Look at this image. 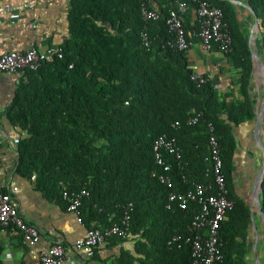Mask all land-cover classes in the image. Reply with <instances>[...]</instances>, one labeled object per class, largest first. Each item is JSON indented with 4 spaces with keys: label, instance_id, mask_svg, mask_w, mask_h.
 Wrapping results in <instances>:
<instances>
[{
    "label": "trees",
    "instance_id": "16d2710c",
    "mask_svg": "<svg viewBox=\"0 0 264 264\" xmlns=\"http://www.w3.org/2000/svg\"><path fill=\"white\" fill-rule=\"evenodd\" d=\"M176 1L70 0L68 36L56 46L61 57L55 54L36 69L16 72L20 75L5 110L11 125L24 132L18 134L16 169L33 177L46 198L63 201L65 207L63 191L86 189L79 217L88 229H106L126 210L129 232L137 236V249L145 257L177 251L190 264L188 246L169 249L166 242L176 233H189L198 207L196 202L186 209L168 205L169 189L158 180L162 166L155 162L153 146L161 135L176 139L179 158L162 150L175 190L213 181L211 123L227 197L234 203L219 229L221 264H246L249 209L232 189V125L255 115L248 32L228 0H180L188 4L182 16L187 36L198 39V22L191 17L206 2L223 11L232 39L231 49L223 53L236 71L231 88L219 93L210 79L198 85L191 79L187 50L174 47L166 25ZM245 3L251 20L258 21L264 63V0ZM143 8L158 17L145 18ZM194 116L197 122L189 123ZM260 203L264 211V177ZM132 262L130 256L121 259Z\"/></svg>",
    "mask_w": 264,
    "mask_h": 264
},
{
    "label": "crops",
    "instance_id": "0c3cea01",
    "mask_svg": "<svg viewBox=\"0 0 264 264\" xmlns=\"http://www.w3.org/2000/svg\"><path fill=\"white\" fill-rule=\"evenodd\" d=\"M4 3H9L11 11L19 15L13 21L7 13H0V53L25 51L31 47H56L67 38L70 0H0V5ZM231 3L235 5L240 21L246 25L251 18L249 8L244 6L247 5L245 0H234ZM191 20H196L194 12ZM252 21L254 23L255 18ZM256 25L259 29L258 21ZM259 32L254 35L253 31L252 44L257 45L254 49L261 58L263 50L258 47L261 45ZM185 53L194 73L208 75L219 93H225L231 88L236 79V71L223 53L215 49L203 50L198 39ZM252 60L250 92L255 98L257 111L264 97V83L260 62L255 57ZM19 75L0 74V191L10 193L19 215L38 229L39 237L35 244L29 245L23 241L18 229L0 227V264H41V254L55 241H61L65 246L62 264H125L121 263V259L128 256L133 259L130 264H184L182 255L177 251L168 256L150 253L145 257L137 249V236L129 231L120 241L110 239L96 247L92 255L73 247V242L85 235L88 229L86 224L78 222L77 215L67 211L63 201L46 198L34 187L32 177L28 179L16 169L18 142L14 140L21 138L18 134L23 135L24 132L11 125L5 110L12 100ZM232 132L236 140L232 189L249 209L245 261L246 264H264V216L256 207L254 194L258 187L257 173L264 162V110L258 119L254 115L248 121L232 125ZM14 186L16 190H12ZM140 260L145 261L140 263Z\"/></svg>",
    "mask_w": 264,
    "mask_h": 264
},
{
    "label": "built area",
    "instance_id": "2783aa9c",
    "mask_svg": "<svg viewBox=\"0 0 264 264\" xmlns=\"http://www.w3.org/2000/svg\"><path fill=\"white\" fill-rule=\"evenodd\" d=\"M188 10L185 1H176L175 7L166 17V25L174 34V47L178 50H188L195 44L192 37L187 36L183 26V14ZM145 18L155 19L158 14L143 8ZM194 14L198 22V30L194 33L198 38L203 50H217L225 53L231 49L232 39L223 23V11L215 6H210L206 2H201L195 9ZM0 13H7L10 19L18 17L17 12L11 11L9 3L0 5ZM12 21V22H13ZM61 57L58 47H48L38 49L31 47L25 51L10 50L0 53V74L11 75L20 70L30 68L36 69L42 61L51 58L53 55ZM191 79L198 85L209 80L208 75L192 73ZM197 116L191 117L188 122L196 123ZM211 135L208 140L210 155L212 158L213 181L207 183L196 182L193 188L187 191L174 189L172 178L166 173L170 172V165L164 162L162 150L166 154H172L179 158L177 142L174 137L161 135L154 143L153 151L156 164L162 166L158 180L165 185L168 190V202L177 203L181 209H186L190 203L196 202L195 212L190 226L189 233L179 232L172 235L166 242L168 247L182 248L188 246L190 250V264H221L222 263V240L219 236L221 222L225 220L226 213L230 211L234 203L227 197L224 176L221 172V159L219 157V146L216 138L212 134L213 126L208 123ZM18 142V138L14 140ZM33 178V177H32ZM13 187L12 190H16ZM86 189L77 191H63L62 199L66 203V210L77 215L78 222L79 207L82 199L88 196ZM0 227H14L22 233L23 241L26 244H35L39 237L38 229L26 222L18 213L9 192H0ZM129 231V215L125 210L124 215L116 223L106 229L89 228L85 235L73 242V247L83 251L87 255H92L93 250L106 243L112 237L125 238ZM65 258V246L61 241H55L47 247L40 257L41 264H62Z\"/></svg>",
    "mask_w": 264,
    "mask_h": 264
},
{
    "label": "water",
    "instance_id": "95a60500",
    "mask_svg": "<svg viewBox=\"0 0 264 264\" xmlns=\"http://www.w3.org/2000/svg\"><path fill=\"white\" fill-rule=\"evenodd\" d=\"M230 2H233L234 0H228ZM244 6L246 8H249L247 5L244 4ZM257 24V18L255 17V22L254 25ZM252 38H253V30L250 32L249 38H248V45L251 49V55H252V59L255 57L258 59V61L260 62L261 68H262V73H263V83H264V63L261 60V58L259 57V55L257 54V52L255 51V49L252 46ZM253 62V60H252ZM252 72H253V67H252ZM264 110V97L261 103V106H259L258 110L256 111L255 109V118L258 119L260 116V113ZM264 177V162L262 164L261 169L258 171L257 173V179H258V187H257V191L255 194V199H256V207L258 209V211L260 212V214H262L264 216V213L261 210V206H260V192H261V187H262V180Z\"/></svg>",
    "mask_w": 264,
    "mask_h": 264
},
{
    "label": "rangeland",
    "instance_id": "374dc122",
    "mask_svg": "<svg viewBox=\"0 0 264 264\" xmlns=\"http://www.w3.org/2000/svg\"><path fill=\"white\" fill-rule=\"evenodd\" d=\"M252 27H253V31L255 33L254 35L258 34L259 29L257 28V25H254V23H253V21L251 19L246 23V25L242 24V28H243L244 32H249L250 33V31H251L250 29ZM252 46H253V48L257 47V45H253V44H252Z\"/></svg>",
    "mask_w": 264,
    "mask_h": 264
}]
</instances>
